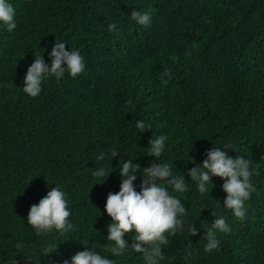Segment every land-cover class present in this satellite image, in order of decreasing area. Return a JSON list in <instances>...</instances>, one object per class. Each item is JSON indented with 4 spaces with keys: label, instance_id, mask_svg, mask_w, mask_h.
I'll list each match as a JSON object with an SVG mask.
<instances>
[{
    "label": "trees",
    "instance_id": "1",
    "mask_svg": "<svg viewBox=\"0 0 264 264\" xmlns=\"http://www.w3.org/2000/svg\"><path fill=\"white\" fill-rule=\"evenodd\" d=\"M9 2L18 26L12 33L0 27V264H64L84 244L109 255L102 249L111 222L105 205L119 191V170L108 178L92 173L117 168L120 157L111 160L110 151L149 167V141L160 135L168 137L161 159L190 184L180 196L183 231L168 237L162 264H186V249L187 264H264V0ZM133 11L149 13L151 24L132 21ZM112 23L119 34L108 31ZM56 41L79 50L86 70L75 79L49 77L31 98L22 88L33 52L50 63ZM165 70L171 78L162 84ZM138 120L150 129L138 133ZM225 144L229 156L252 161L256 191L244 220L223 208L220 178L201 194L186 174ZM54 186L67 193L73 230L37 235L28 212ZM214 216L231 230L217 233L219 250L206 253ZM133 235L124 239L131 244ZM111 258L145 264L130 250Z\"/></svg>",
    "mask_w": 264,
    "mask_h": 264
},
{
    "label": "clouds",
    "instance_id": "2",
    "mask_svg": "<svg viewBox=\"0 0 264 264\" xmlns=\"http://www.w3.org/2000/svg\"><path fill=\"white\" fill-rule=\"evenodd\" d=\"M130 19L141 26L151 24V15L147 12L133 11ZM17 26L16 9L13 4L9 0H0V27L12 33ZM108 31L119 34L118 25L109 24ZM66 45L65 42H55L49 53L50 63H45L43 51L33 52L34 61L27 68L23 81L24 94L36 98L41 94L42 85L49 77L59 81L67 74L75 79L85 72L86 62L80 51L70 47L66 49ZM165 77L171 78L170 70H165L159 75L162 84L168 82ZM135 127L138 133L150 129L141 120L136 122ZM167 139V136L160 135L149 141L146 157L155 158L149 167L142 168L139 164L133 163V159L122 161L118 151H110L111 160L120 157L117 168L111 167L112 171L108 172L101 166L95 168L92 173L96 178L105 175L108 178L112 172L119 170L121 180L119 191L109 192L105 205V212L111 218V222L107 228V237H103L106 244L102 249L111 257H122L130 250L132 253L142 254L145 264H162L166 259L162 249L168 245V237L183 231V218L187 216V210L180 196L188 191L190 184L186 182L183 172L174 173L172 164L161 159L165 153ZM230 147L231 145L225 144L223 147L210 148L205 153L203 163L195 164L194 161L192 163L194 166L186 174L191 182L196 183V188L201 194H209V186L214 187L211 182L213 177L220 178L223 181L222 191L226 193L223 208L231 210L235 218L244 220L247 217L246 202L256 191L251 182L252 161L243 156L235 158L229 156ZM98 159L103 161L104 154L101 153ZM190 161L193 160L190 158ZM138 176L143 178L138 186L139 191L134 184ZM71 215L67 193L60 186H54L38 204L30 207L26 223L37 235H46L53 231L63 235L73 230ZM189 230L192 236L197 235L193 223ZM230 230L231 227L224 217H215L204 235L206 240L204 252L218 251L220 240L217 233H228ZM133 232L132 243L129 244L124 237ZM84 245L86 250L76 253L70 262L65 261L64 264H117L115 259H109V255L96 251L88 244ZM191 256L192 252L186 249L184 257L186 264Z\"/></svg>",
    "mask_w": 264,
    "mask_h": 264
}]
</instances>
